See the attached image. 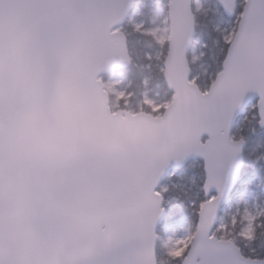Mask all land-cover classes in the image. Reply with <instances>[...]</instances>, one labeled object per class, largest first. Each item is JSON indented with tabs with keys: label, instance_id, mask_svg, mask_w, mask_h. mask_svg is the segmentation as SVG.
<instances>
[{
	"label": "snow or ice",
	"instance_id": "obj_1",
	"mask_svg": "<svg viewBox=\"0 0 264 264\" xmlns=\"http://www.w3.org/2000/svg\"><path fill=\"white\" fill-rule=\"evenodd\" d=\"M0 264H264V0H0Z\"/></svg>",
	"mask_w": 264,
	"mask_h": 264
},
{
	"label": "rangeland",
	"instance_id": "obj_2",
	"mask_svg": "<svg viewBox=\"0 0 264 264\" xmlns=\"http://www.w3.org/2000/svg\"><path fill=\"white\" fill-rule=\"evenodd\" d=\"M155 3L160 8H163V6H164V0H155ZM233 22H234V20H233Z\"/></svg>",
	"mask_w": 264,
	"mask_h": 264
},
{
	"label": "water",
	"instance_id": "obj_3",
	"mask_svg": "<svg viewBox=\"0 0 264 264\" xmlns=\"http://www.w3.org/2000/svg\"><path fill=\"white\" fill-rule=\"evenodd\" d=\"M256 100H258V97H254L252 102L254 103V102H256Z\"/></svg>",
	"mask_w": 264,
	"mask_h": 264
}]
</instances>
